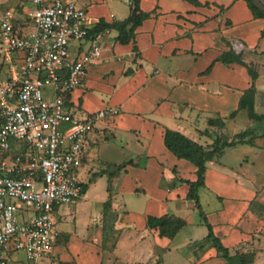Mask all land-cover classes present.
<instances>
[{
    "label": "crops",
    "instance_id": "0c3cea01",
    "mask_svg": "<svg viewBox=\"0 0 264 264\" xmlns=\"http://www.w3.org/2000/svg\"><path fill=\"white\" fill-rule=\"evenodd\" d=\"M122 1L78 4L99 23L126 18L131 0H124L126 7ZM198 1L139 0L150 15L127 43L108 28L102 60L89 66L71 105L79 115L104 105L117 106L119 113L88 134L78 168L82 193L55 206L58 235L42 264H227L187 196L185 180L196 179L197 167L166 147L164 132L177 130L207 145L216 136L231 138L264 125L239 108L254 85L253 110L264 115V2L252 0L263 13L256 15L247 0ZM28 2L0 0L19 22ZM235 41L246 48L237 52ZM230 49L246 65L219 59ZM9 65L0 53V76ZM214 116L224 120L222 128L209 122ZM258 133L208 160L198 189L207 220L230 255L250 257L237 264H264V134L260 128ZM150 215H175L186 224L168 237L148 226ZM8 264H26L24 252H13Z\"/></svg>",
    "mask_w": 264,
    "mask_h": 264
},
{
    "label": "built area",
    "instance_id": "2783aa9c",
    "mask_svg": "<svg viewBox=\"0 0 264 264\" xmlns=\"http://www.w3.org/2000/svg\"><path fill=\"white\" fill-rule=\"evenodd\" d=\"M30 4L21 22L14 9L0 13V53L11 68L0 76V264L17 251L26 264H42L58 235L55 206L82 193L88 134L119 113L104 105L79 115L71 105L89 66L102 60L108 28L93 31L98 21L78 0Z\"/></svg>",
    "mask_w": 264,
    "mask_h": 264
},
{
    "label": "trees",
    "instance_id": "16d2710c",
    "mask_svg": "<svg viewBox=\"0 0 264 264\" xmlns=\"http://www.w3.org/2000/svg\"><path fill=\"white\" fill-rule=\"evenodd\" d=\"M191 2L198 4V0H190ZM249 6L254 10L256 15H263L258 7L253 3L252 0H247ZM150 15V12L143 11L140 9L139 0H131V13L122 20H114L112 22H107L101 20L94 27L93 31L104 28H114L117 31L116 39L120 43L129 42L134 36L135 28ZM219 59L225 63L237 61L246 65L245 61L242 59L240 53H235L232 49L224 51ZM249 72L253 78L257 76L256 71L248 66ZM255 92V87L252 85L249 87L241 96L239 100V108H247L249 115L256 120H264V115H258L253 110V95ZM70 95H68L69 97ZM236 111H233L231 115L233 116ZM211 123L212 120L209 119ZM220 124L224 125V120L220 119ZM263 130V126H250L236 134L231 138L226 136H216L212 143L203 145L197 141L192 140L180 131L166 128L164 132V143L166 147L172 151L176 156L185 158L197 167L196 169V179L185 180L188 183L187 196L194 201L196 208L198 209L199 215L208 227L207 239L211 240L213 246L220 250L223 256L227 260V264H237L239 262H247L250 260L248 256H237L230 255L228 248L221 242L219 237H217L212 229L211 224L208 222L207 217L201 207L198 195V189L204 184V171L206 167V162L215 156L222 153L225 146L234 145L239 142H252L260 134L258 129ZM147 224L150 227H156L159 230L160 235H165L168 237L174 236L178 230L186 224L185 219L175 215H162V216H148Z\"/></svg>",
    "mask_w": 264,
    "mask_h": 264
},
{
    "label": "rangeland",
    "instance_id": "374dc122",
    "mask_svg": "<svg viewBox=\"0 0 264 264\" xmlns=\"http://www.w3.org/2000/svg\"><path fill=\"white\" fill-rule=\"evenodd\" d=\"M24 1H26V2H28V0H24ZM263 2H264V0H263ZM29 3V2H28ZM120 5H122L123 7H126V5H128L126 2H124V0L121 2V3H119ZM5 8H6V5L5 4H0V12H2L3 10H5ZM112 34H114V32L112 33ZM50 89L49 88H46V89H44V93L46 94V95H48V94H50ZM104 99H106V100H108V97H107V95L105 94V96H104ZM211 120H212V124H214V125H216L218 128H222L223 127V125H221L220 124V119H221V117H218V116H214L213 118H210ZM241 127H243V125H237V127L236 128H241ZM228 137V136H227ZM256 178L257 179H259L260 178V176H256ZM203 196V198H204V195H202ZM186 229H188V228H186ZM184 231H186L185 229L184 230H182L179 234H178V236H177V239L178 240H180V239H182L184 236H185V232ZM18 256H22V253H19V255ZM48 262V261H47ZM53 264H55V262L53 263Z\"/></svg>",
    "mask_w": 264,
    "mask_h": 264
},
{
    "label": "water",
    "instance_id": "95a60500",
    "mask_svg": "<svg viewBox=\"0 0 264 264\" xmlns=\"http://www.w3.org/2000/svg\"><path fill=\"white\" fill-rule=\"evenodd\" d=\"M257 2V1H256Z\"/></svg>",
    "mask_w": 264,
    "mask_h": 264
}]
</instances>
